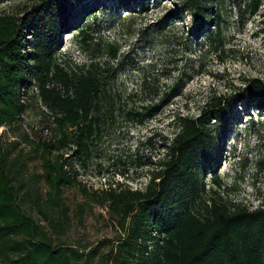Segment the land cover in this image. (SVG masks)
Returning <instances> with one entry per match:
<instances>
[{
  "label": "rangeland",
  "instance_id": "rangeland-1",
  "mask_svg": "<svg viewBox=\"0 0 264 264\" xmlns=\"http://www.w3.org/2000/svg\"><path fill=\"white\" fill-rule=\"evenodd\" d=\"M182 1L142 0L146 10L134 4L129 11L116 1L85 0L74 11L58 61L68 69L97 62L106 76L107 99L90 157L79 162L74 149L58 151L71 156L75 176L60 200L47 201L50 188L36 143L58 139L61 130L34 89L26 95L23 120L0 127V144L10 147L9 164L21 159L12 173L20 209L40 222L52 243L100 246L106 253L122 231L102 191L118 183L144 189L178 132L176 117H197L212 96L234 98L236 105L218 169L206 170L202 180L225 200L251 209L264 205V108L235 97L246 79L264 81V0L258 11L241 15L233 0H222V35L215 46L214 21L205 27L209 35H195L194 15L182 9ZM40 5L41 0H0V14L26 20ZM85 24L89 46L79 33ZM133 111L143 114L142 123L129 117Z\"/></svg>",
  "mask_w": 264,
  "mask_h": 264
},
{
  "label": "trees",
  "instance_id": "trees-1",
  "mask_svg": "<svg viewBox=\"0 0 264 264\" xmlns=\"http://www.w3.org/2000/svg\"><path fill=\"white\" fill-rule=\"evenodd\" d=\"M83 1L41 0L26 20L0 14V127L23 120L26 95L34 89L61 130L58 139L36 143L52 203L75 183L71 156L58 151L74 149L76 159L84 162L105 114L106 76L99 64L68 69L56 55L62 33L73 27L72 15ZM111 1L129 11L136 9L134 4L142 5V11L148 7L142 0ZM233 1L241 15L258 11L262 0H247L244 6ZM218 3L182 1V9L194 15L195 35H209L205 27L214 21V46L222 35V0ZM88 26L79 31L85 46L92 39ZM244 84L235 97L264 108V81L250 78ZM235 103L231 97L212 96L197 117L178 115V132L164 146L160 168L150 172L144 189L118 183L102 191L122 231L106 253L100 246L56 245L41 232L40 222L18 204L12 173L21 159L16 156L9 164L10 147L0 144V264H96V259L104 264H264V205L251 209L225 200L202 180L206 170L218 169ZM128 115L144 121L141 112Z\"/></svg>",
  "mask_w": 264,
  "mask_h": 264
}]
</instances>
